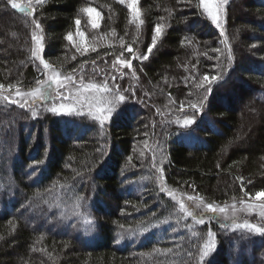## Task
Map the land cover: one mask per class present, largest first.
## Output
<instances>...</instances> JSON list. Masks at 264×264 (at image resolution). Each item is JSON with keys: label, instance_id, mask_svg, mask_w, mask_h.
<instances>
[{"label": "trees", "instance_id": "16d2710c", "mask_svg": "<svg viewBox=\"0 0 264 264\" xmlns=\"http://www.w3.org/2000/svg\"><path fill=\"white\" fill-rule=\"evenodd\" d=\"M89 6L101 18L92 32L81 11ZM138 7L139 31L119 0H45L32 4L33 14L0 0V83L23 88L35 86L43 68L31 58L34 19L41 58L71 69L103 56L110 64L128 46L145 54L154 26L164 27L149 59L136 63L139 79L122 83L135 96L125 93L103 126L88 112L43 111L48 100L34 105L41 114L33 118L0 99V264H199L208 233L215 248L204 264H264V235L198 224L168 195L185 190L229 202L264 190V0H229L223 34L198 0H139ZM77 19L90 38L100 37L93 58L66 39ZM205 74L221 77L206 99L196 87ZM96 76L85 80L102 84ZM201 100L193 123L176 122ZM238 102L248 108L238 110Z\"/></svg>", "mask_w": 264, "mask_h": 264}, {"label": "snow or ice", "instance_id": "6c2138e0", "mask_svg": "<svg viewBox=\"0 0 264 264\" xmlns=\"http://www.w3.org/2000/svg\"><path fill=\"white\" fill-rule=\"evenodd\" d=\"M7 2L10 4L11 8L19 9L20 12L25 11V7H22L19 3H17V0H7ZM32 2H33V0H29L27 7L30 8L32 6ZM119 2L121 4H124L127 2L128 7L131 9V22L136 25V29H137V31H139L141 25H143V23H144V21L141 19V11L138 7L139 0H119ZM228 2H229V0H200V4L203 6L204 10L208 12L213 23L215 24V26L218 29L221 30L222 34L224 32V27H223L224 20L222 19L223 13H224V6L227 5ZM44 3H45V0H35V4L37 6H41ZM32 11L34 12L35 9H33ZM81 11L84 13L91 14L92 12L95 11V9H93L91 7H84L81 9ZM30 14H32V13H30ZM96 14H97V16L100 15L98 12ZM31 23L34 26L35 30L41 29V24L37 20L34 19L31 21ZM75 24L78 28L80 25V20L77 19L75 21ZM92 26L98 27L95 20L92 21ZM35 30L32 33V39L36 42V47L31 50V58H34L35 60L40 61V64L43 65V68L39 69V71L41 72V76L47 75V79H39V78L36 79L35 83L37 86L34 87L31 92H27V93H21L20 87H19V82L17 84L9 83L7 85L0 83V90L7 89L9 92H11L12 89H15L14 95L19 99H11L10 100L9 96H0V98H3L6 101L10 100L11 103L18 104L19 107H21V108L27 107L30 111L31 116L33 118H36L41 114V109H37L33 106L35 98H39L41 100H48V101L52 102L51 107L46 106L43 108V111L51 112L53 114H61V113L72 114L75 112V114H77V115H82L83 114L82 110L78 111L76 106H74L71 103H64L63 101L75 100L76 105H79L82 109L83 101L81 100V96H82V93L80 92L81 89L83 90V92L107 93L111 96L110 99H107V98H105L103 96H99V95L87 98L88 104H89V108H88L89 114L93 113V108H94L95 113H97L96 115H94V119L98 120L100 122V124L103 126L106 121H109L111 119L112 114L115 110V107L118 104L124 102L128 98V96H126L125 93H128L129 96H135L136 90L133 87L121 90L122 86L116 82L117 81L116 75L110 76V80L112 81V86L109 87L108 73L104 72L103 70H100V72L98 73L100 75H104V77H105L102 84H97V83L85 84L83 82V69H84L83 64H81L79 66V68L74 67L71 70V72H69L64 77V80L67 81L69 85L76 87L77 77H76L75 73H77L78 71L81 73V75L79 77V87L77 89V93H78L77 96L73 97L70 89L67 90V93H66V91H62V89H67V85L63 81H61L59 73L53 72V73L49 74V70L52 69V65L40 57V50L43 47L42 41H43L44 37L42 35H38ZM153 32H154V34L152 36L151 44L147 47V52L145 54L137 55L134 52L133 48L131 46H128L126 48V51L128 53H131V56L127 57V58H121V57H124V52H121L120 55L118 57H116V61L119 62V65L123 66V68L131 69L133 67V65H132L133 60H139V61H141V63L143 61L148 60L150 55L153 53V49H155L157 47V42L161 39L162 25L156 24L154 26ZM79 34L83 38L84 34L82 32ZM13 35H15V33H13ZM66 39L68 41H72L73 40V34L71 32L67 33ZM225 40H227V37H225ZM228 48L230 51L231 46L228 45ZM211 51L219 52L220 49L214 48V49H211ZM73 59H75V57H73ZM116 61H113L112 67L117 72H120V76H121V78H123L125 73H123V70L121 67L117 66ZM92 64L95 66V61H92ZM131 76L133 79H137V80L139 79V77L136 75L135 71H132ZM193 79H196V78L193 77ZM220 80H221V77L219 75L209 76V75L205 74V75H203L202 80L196 84V87L197 88H204V90H205L204 99H206L207 93L211 92V90H212L210 86L213 85L214 83L220 81ZM53 84H55L56 86L53 87ZM205 85H208L209 87H205ZM45 86L47 87L46 91L44 90ZM145 96H148V93H145ZM24 97L33 98V103H29V100L24 99ZM57 101H61V102L57 103ZM143 102H144L143 100L140 101V103H143ZM170 102L175 103V101H170ZM202 106H203V100H201L199 103H190L188 105L189 108H191L195 111L201 110ZM184 108H185L184 104L181 103L179 105V110L181 112H183ZM157 112L159 113V109H157ZM176 122L180 123L181 121L178 118L176 120ZM193 122L194 121L191 117H186L183 119V124L185 126H187ZM141 155H143V152H141ZM129 159H131V157H129ZM39 163H43V161H38L37 164H39ZM153 167H155V164L153 165ZM218 167H219V165H218ZM33 171H35V169H33ZM161 171H163V170L161 169ZM160 179H161V184H163V177H161ZM61 187H63V185H61ZM160 191L165 192V191H167V189L164 187H161ZM168 195L170 197H172L173 199H175L172 192H168ZM246 195H247V193H246ZM252 198L257 200V201L264 200V190L256 192L254 197H252ZM187 199L189 201L195 200V198L193 196H188ZM83 201H84V197L78 196L76 198L75 207L77 209H79L82 206ZM197 207H199V204H197ZM233 207H235V206L233 205ZM247 207L252 208V207H254V205L248 204ZM259 207L261 208L259 215L262 218V220H264V203L260 204ZM179 209L183 213H185L187 217H192L193 219H195L196 223L201 224V225L205 224V219L203 218V212H201L200 218L197 219V217L194 215V213L192 211H189L188 208H186L183 200L179 201ZM205 210L207 212H210V213H217V212L226 213L227 212V209L225 207H220V206L214 205L212 203H207L205 205ZM234 215H235V213L233 212V216ZM210 219H211V217H209V220ZM88 222L91 223L92 221H88ZM177 222H179V221H177ZM121 227H123V226H121ZM234 227L237 229L247 230L250 233H256V234L264 235V223L256 224V223H250V222L245 221L243 223H236L234 225ZM143 231H147V229H143ZM194 235H196V233H194ZM0 239H2V237H0ZM117 243H119V240H117ZM214 248H215V244L213 242V234L208 233L206 242L203 244L202 249L199 250V257H200L199 264H204V258L207 257L209 255V253ZM157 251H160V250L158 249ZM167 251L171 252L172 250L168 249ZM188 256H192V253L189 252Z\"/></svg>", "mask_w": 264, "mask_h": 264}, {"label": "rangeland", "instance_id": "374dc122", "mask_svg": "<svg viewBox=\"0 0 264 264\" xmlns=\"http://www.w3.org/2000/svg\"><path fill=\"white\" fill-rule=\"evenodd\" d=\"M23 2L28 3L29 0H17V3H19L22 7H25V12L32 13L33 14L34 13L32 11L33 9L31 7L29 8V7L25 6L23 4ZM198 2H199V6H200L201 10L205 13V15L207 17H209V19L213 23V21H212L211 17L209 16L208 12L205 11L204 8H203V6L200 4V0H198ZM32 4H34V6H36L35 0H33ZM225 6H224V8H225ZM89 7H91V6H89ZM91 8H93V7H91ZM93 9H95V8H93ZM97 12L98 11L95 9V11L92 12L91 14L85 13L86 16H87V25L88 26L84 25L83 27L84 28L89 27L90 32L99 30V28H100L101 18H100V15L97 16V14H96ZM246 16L247 15H245V17ZM223 18H224V13H223L222 19ZM93 20L96 21L98 27H93L92 26V21ZM80 25H81V23H80ZM163 30H164V27L162 26V35H163ZM36 32H37L38 35H42L39 30H36ZM81 32L84 34L83 35V38L79 34ZM72 34H73V40L70 41L72 43V46L75 48V50L77 52H81L84 56L89 57L90 56V54L88 53L89 51H93L95 53V51L98 49V47L101 44L99 42V38L100 37L97 38V36L95 35V36H93V37L90 38L89 36L91 35V33L88 36L87 33L82 29V26L78 27L75 32H72ZM108 37L111 40H116L114 34H112V33H110V35L108 34ZM106 39H107V37H104L103 36L101 38L102 43H103V41L105 42ZM42 44H43V42H42ZM33 45H34L33 48H35L36 47V42L34 40H33ZM107 47H109V46H107ZM126 48L127 47H124L120 51V53L121 52H124V57H121V58H127V57H130L131 56V53H128L126 51ZM42 49H43V47L40 50V57H42ZM133 50H134V52L137 55H140L139 51H137L134 48H133ZM120 53L118 54V56L120 55ZM95 55H93V56H95ZM93 56H90V58H93ZM118 56H115L113 58V60L111 61L110 64L109 63L107 64V62H106L104 65L102 64L101 61L105 58V56L100 57L99 59H95V60L84 61L82 63L84 65V69H83V82L85 84L89 83V82H86L85 79L88 78L89 80H92L91 77H93L94 75L95 76L97 75L96 76V79L99 80L100 83L103 82V80L105 79L104 75L98 74L100 72V70H103L104 72L108 73V76H109V87L112 86V81L110 80V76L111 75H116L117 76V81L116 82L119 83L121 86H122V83L125 84L126 82H123L125 80V78L131 76L132 71H135V69H136L135 68L136 65H137L136 63H141V61H139V60H133L132 61L133 67L131 69H129V68H123V66L119 65V62L116 61V57H118ZM92 61H95V66L92 64ZM113 61H116L117 66L118 67H121L122 70H123V73H125V75L123 76V78H121L120 72H117L115 69H113V67H112ZM48 63L52 65V69L49 70V74H51L53 72L54 73H59L60 74L61 81H63L67 85V89H62V91H66V93H67V90L70 89L72 96L73 97L77 96V94H78L77 93V89L79 87V77H80L81 73L79 71L77 73H75V75L77 77V85H76V87H73L72 85H69L67 81L64 80V77L69 72H71V70H72L69 66L55 65V64H52L50 62H48ZM38 77H40L39 79H47V75L41 76V73L38 75ZM94 83H96V82L94 81ZM36 86L37 85H35L33 87H29V88H23V87H20V86L19 87H20L21 93H27V92H31L32 89L34 87H36ZM55 86L56 85L53 84V87H55ZM125 89H127V87H125ZM44 90L45 91L47 90V87L46 86H45V89ZM121 90H123V89H121ZM80 92L82 93L81 100L83 101L82 109H81V107L79 105H76L75 100L64 101V103H71V104H73L74 106L77 107V110L78 111H81L82 110V112H88L89 113V111H88L89 104H88L87 98L93 97V96H97V95L103 96V97H105L107 99H110L111 98V96L109 94H107V93L83 92L82 89L80 90ZM14 93H15V89H12L11 92H9L7 89L0 90V96H9L10 97V100L11 99H19V98H17L14 95ZM0 99H3V98H0ZM24 99H28L29 100V103H33V98L24 97ZM10 100H8V101H10ZM236 100H237V98H236ZM38 101H41V99L35 98V101H34V105L35 106L38 105L37 104ZM59 102H61V101H57V103H59ZM16 105H18V104H16ZM246 106H247V104L244 105V103H239L238 102V104H237L238 110L239 109H243V108H248ZM193 112H195L194 114L196 115V114H198L199 111H192V113H190V116H188L186 114H182L183 115L182 117L183 118L193 117L194 116ZM92 114H94V115L97 114V113H95L94 108H93V113ZM160 116H163V115H160ZM5 121L8 122L9 120H5ZM251 124L252 123H246V127L250 126ZM180 125L181 126H184L183 120H181ZM172 193H173V196L175 197V199H177L178 201H180V200H183L184 201L186 208H188L189 211H192L194 213V215L197 217V219L200 218V214H201V212H203V218L205 219V222H216L218 225L221 226V228L223 226H225V225H231L232 228H235L234 225L236 223H243L245 221L250 222V223H256V224L264 223V220H262V218L259 215V213L261 211V208L259 207V205L262 204V203H264V200L257 201V200H255V199L252 198V197H254V195H252V196L251 195H244V196L240 197L237 200L229 201V202H212V201H209V200H207L205 198H202L201 196H195L193 194H190V193H188L185 190H180L178 192H172ZM188 196H193L195 198V200L194 201H189L187 199ZM207 203H212V204L217 205V206H220V207H225L227 209V212L226 213H219V212H217V213H210V212H207L205 210V205ZM197 204H199V207H197ZM248 204H252V205H254V207L248 208L247 207ZM233 205L235 207H233ZM233 212L235 213L234 216H233ZM209 217H211L210 220H209ZM213 242L215 244V234H213Z\"/></svg>", "mask_w": 264, "mask_h": 264}]
</instances>
